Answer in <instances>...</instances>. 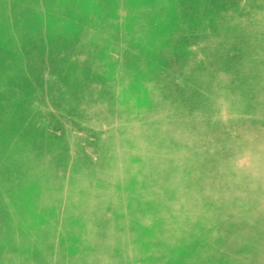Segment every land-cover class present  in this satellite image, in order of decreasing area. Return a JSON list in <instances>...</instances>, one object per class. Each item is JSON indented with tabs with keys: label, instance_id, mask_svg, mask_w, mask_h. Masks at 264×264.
Instances as JSON below:
<instances>
[{
	"label": "rangeland",
	"instance_id": "rangeland-1",
	"mask_svg": "<svg viewBox=\"0 0 264 264\" xmlns=\"http://www.w3.org/2000/svg\"><path fill=\"white\" fill-rule=\"evenodd\" d=\"M250 1L0 0V264H264Z\"/></svg>",
	"mask_w": 264,
	"mask_h": 264
},
{
	"label": "bare ground",
	"instance_id": "bare-ground-1",
	"mask_svg": "<svg viewBox=\"0 0 264 264\" xmlns=\"http://www.w3.org/2000/svg\"><path fill=\"white\" fill-rule=\"evenodd\" d=\"M119 1H121V0H119ZM124 1H127V0H124ZM154 0H149V3H152ZM179 1L180 0H178V2H177V5H178V3H179ZM117 3V0H113V2H112V4H116ZM120 3V2H119ZM250 3L251 4H255V1L254 0H251L250 1ZM121 4H123V3H121ZM121 4H120V6H121ZM119 5V4H118ZM90 8L91 9H95V6L94 5H90ZM139 10H137V11H135L134 12V16H137V12H138ZM90 22H92V21H90ZM105 23H106V21H105ZM151 36V35H150ZM188 47V46H187ZM105 66V65H104ZM121 73V72H120ZM131 77V76H130ZM137 78H134V80L133 81H138V80H136ZM142 80V79H141ZM143 80H145V79H143ZM152 81V80H151ZM121 83V82H120ZM95 85V84H94ZM146 89V88H145ZM114 90V89H113ZM229 96H230V99L231 100H233L235 103H238V101H239V95H238V93H235V92H232V93H230L229 94ZM85 98V97H84ZM240 103V102H239ZM94 107V106H93ZM198 129H199V131H198V133H200V132H202L203 130H201V128L200 127H198ZM172 132H173V130H171V129H168L167 131H166V134H167V136L168 137H170V136H172V137H174L175 136V133L172 135ZM223 137H224V135H223ZM221 138V137H220ZM219 138V139H220ZM221 140H223L222 138H221ZM220 140V141H221ZM225 140V139H224ZM223 145V144H222ZM170 147H171V145H169ZM224 146V145H223ZM146 146H144V148H145ZM218 151V150H217ZM223 151V150H222ZM117 152V151H116ZM116 152H114V153H116ZM139 152H142V151H140L139 150ZM121 151H119L118 153H117V157H122V155H121ZM162 153V152H161ZM164 153V152H163ZM125 155V154H124ZM200 155V161H204V160H208V159H210V158H208L207 157V153L205 154V153H201V154H199ZM211 155V154H210ZM215 155V154H214ZM159 156V155H158ZM158 156H156V158H158ZM161 157H162V155H161ZM170 158V157H169ZM199 158H198V156H197V159L196 160H199ZM162 159H165V158H162ZM162 159H160V158H158L157 160H156V163L154 162V166H156V165H162L163 163H162ZM168 160V159H167ZM172 160V159H171ZM45 163V162H44ZM167 163V162H166ZM171 164V163H170ZM215 165H218V164H221V162L219 163V161H217V162H215L214 163ZM39 166H41V164L39 165ZM158 166V167H159ZM166 166V165H165ZM177 166V165H176ZM210 166V165H209ZM160 167H162V166H160ZM214 167V166H213ZM212 167V168H213ZM109 170H111V166H109V167H107ZM208 168V166L206 167V169ZM211 168V169H212ZM167 168H165V170H166ZM210 169V170H211ZM156 170H157V168H156ZM159 171H161V169L159 170ZM175 171H176V169H175ZM209 171V170H208ZM44 172H45V170H44ZM57 172V171H56ZM56 172H54V170L53 169H50V177H48L49 178V180L50 179H52L54 176H55V173ZM174 173L175 172H168V176H169V178H172L173 176L175 177V175H174ZM47 174V173H46ZM167 174V173H166ZM254 174V172H252L251 174H250V177L252 176ZM209 175H211V174H209ZM47 176H49V175H47ZM213 176V175H212ZM247 176V178H246V180L247 179H249V176L248 175H246ZM255 177V176H254ZM190 177H188L187 179H189ZM197 178V177H196ZM186 179V180H187ZM193 179V178H192ZM78 180L80 181V184H81V189H82V193L83 192H90V191H88L90 188H87L86 186H84L83 187V185H82V180L80 179V178H78ZM172 182H174L175 181V183L174 184H176L177 186L179 185V180L178 179H173L172 178ZM189 180H191V179H189ZM197 180V179H196ZM88 181V180H87ZM87 181H85L86 183H88ZM48 182V181H47ZM51 182H52V180H51ZM71 182H74V180L73 181H71ZM84 182V183H85ZM91 183V182H90ZM182 183H184L183 181H182ZM188 183V182H187ZM193 183H194V181H193ZM42 184H44V182H42ZM46 184V183H45ZM44 184V185H45ZM89 184V183H88ZM89 186H91L92 187V185H89ZM188 187V186H187ZM41 188H43L42 186H41ZM40 189V188H39ZM62 189V187L60 188V189H58V191H60ZM93 189V188H92ZM94 190V189H93ZM200 190V189H199ZM137 191V190H136ZM234 192V189H233V191H232V193ZM201 193H209L208 192V190L206 189V188H204V189H202V191H201ZM43 195H42V191H41V194H40V192H36L35 193V195L33 196L34 198H36V199H38V198H40V197H42ZM60 198V197H59ZM40 199H44L43 197L42 198H40ZM61 200H62V198H60ZM70 201L72 200V199H69ZM77 200L78 201H80V200H82V201H84V200H87V197L85 196V194H82V196L81 197H79V198H77ZM207 200V199H206ZM45 201V200H44ZM68 201V200H67ZM205 201V200H204ZM36 202H38V200L36 201ZM42 203V202H41ZM59 204H60V202H59ZM63 204H65V203H63ZM61 205V204H60ZM231 205H232V203H231ZM168 206H171V205H168ZM219 207H220V205H218ZM217 206V207H218ZM59 207V206H58ZM66 208V207H65ZM214 208H216V205H215V207ZM213 208V209H214ZM222 208V207H221ZM67 209V208H66ZM165 210V209H164ZM222 210H224V209H222ZM250 210V209H249ZM220 211V210H219ZM170 212V211H169ZM212 212H215V211H213L212 210ZM70 213V212H69ZM249 215H250V213H248ZM247 215V214H246ZM243 216V215H242ZM239 219H240V217H239ZM238 219V220H239ZM237 221V220H236ZM213 223V222H212ZM250 224V223H249ZM253 224H255V223H253ZM256 225V224H255ZM245 228V227H244ZM247 228V227H246ZM261 228V227H260ZM260 228H258V229H260ZM262 228H264V227H262ZM246 230V229H245ZM262 230V229H261ZM243 231H241V233H242ZM216 233H218V232H216ZM244 233V232H243ZM242 233V234H243ZM250 233H251V231H250ZM245 234H246V232H245ZM253 234H254V232H253ZM264 234V233H263ZM237 235V234H236ZM215 236V235H214ZM248 236V235H247ZM238 237H240V236H238ZM241 237H243V236H241ZM150 238V237H149ZM161 238V237H160ZM164 238V237H163ZM153 239V238H152ZM165 239V238H164ZM244 240V239H243ZM264 240V239H263ZM238 241V240H237ZM239 242H240V240H239ZM239 242H237V243H239ZM263 242V241H262ZM263 244V243H262ZM257 245V244H256ZM222 248V247H221ZM220 248V249H221Z\"/></svg>",
	"mask_w": 264,
	"mask_h": 264
}]
</instances>
